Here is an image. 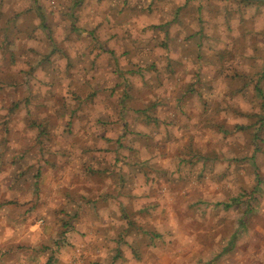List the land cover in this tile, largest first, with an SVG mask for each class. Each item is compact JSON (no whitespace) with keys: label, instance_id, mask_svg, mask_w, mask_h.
<instances>
[{"label":"rangeland","instance_id":"obj_1","mask_svg":"<svg viewBox=\"0 0 264 264\" xmlns=\"http://www.w3.org/2000/svg\"><path fill=\"white\" fill-rule=\"evenodd\" d=\"M62 3L0 0L1 70L13 76L0 93V234L17 232L0 241V264H55L75 248L68 237L73 212L59 210L49 220L41 206L50 187L76 186L67 195L76 199L84 185L117 183L141 190V202L120 210L121 221L80 233L85 247L99 240L93 264H264V47L248 48L244 37L233 49H194L192 65L175 72L170 65L167 74L159 71L164 63L138 64L137 75L118 71L111 80L104 75L110 62L128 54L99 47V34L61 32ZM194 3L201 46L227 47L233 27L226 19L242 16L240 6L257 9L243 13L259 22V32L254 26L248 34L264 42L263 2ZM63 40L72 45L60 47ZM222 51L228 55L219 60L214 55ZM90 57L107 64L93 82L76 77L94 71ZM88 124L107 139L84 143L78 135Z\"/></svg>","mask_w":264,"mask_h":264},{"label":"crops","instance_id":"obj_2","mask_svg":"<svg viewBox=\"0 0 264 264\" xmlns=\"http://www.w3.org/2000/svg\"><path fill=\"white\" fill-rule=\"evenodd\" d=\"M240 1L244 2V0ZM248 1L259 2L251 0ZM194 2H196V0H193V2L188 0H63L61 7H59V10H61V14L63 15V18H61L62 20L58 24L59 26L61 25V32H81L88 34L89 36L99 34L101 36L100 39H98L101 40V45L99 47L105 49L106 51H116L117 49H122V56L124 53L128 54V58L123 56L121 57L122 59L117 58L116 61L112 59L110 67L106 69L105 74L101 71V67L105 68L107 66V64L101 65L105 59L90 57V67L92 68V64H94V71L87 68L86 72H81L82 75L76 77H81V80L83 81L89 80L93 82V80L101 79L102 77L100 76L102 74H108L111 80H114L113 78L119 75L118 71L122 72V76H129L131 74L137 75L141 72V70H137L138 67L135 68L136 65L139 64L143 67L151 65L159 66L161 63L165 64V68H163V70L159 68V71H162L165 75L167 74V71L165 70L168 65L172 66V70H174V72V66H191L195 60V58H193L194 49L196 51L206 50V52H208L211 48L233 49V41L244 40V37H248L246 39L251 42L247 46L248 48L264 47V42L262 40L256 39L255 36L248 34V29H253L254 26V30L259 32L258 20H255L256 17L250 18L243 13L247 12L248 14L249 11L257 9L245 8L244 4H242L244 7L243 9L242 6L237 9V11L242 13V16L236 19L233 16H228L226 19L228 20L226 21V24H231L233 27L232 30L228 29V32L231 33L228 38H225L226 41L224 44L227 45L226 48L222 45L215 44V41H212L209 44L210 46H201L202 44L199 38L197 39L196 37V34L201 31H198L199 24L195 20V13L192 11L193 6H191V4H195ZM71 8L73 9V22L69 20V17L66 18L67 12L69 16ZM262 10L264 11L263 8ZM203 17L206 19V15H203ZM210 32L211 30L206 28L202 31L204 34H209ZM1 33L2 27L0 25V34ZM130 33H132V36H129ZM207 38L210 40L208 35ZM252 41L254 44L256 43V45L252 44ZM65 42L66 40L60 42V47H65L66 45V47L69 48L72 45L71 43ZM86 44H90V42ZM93 45L95 47L97 46L95 43H93ZM166 46L170 50L169 55L162 57V49ZM25 47L33 48V44L26 40ZM90 48H92V43ZM2 49L3 41L0 38V93L3 90V82L8 78L13 79L12 75L7 74L9 73L8 71L3 72L1 70L2 65H4V58L1 52ZM133 49L140 50L138 55H136V53L133 55L134 52L131 51ZM151 50L154 51L153 56H151ZM203 55L204 52H199L197 56L202 57ZM214 56L217 57V54ZM201 63L204 62L201 61ZM136 70L137 73L133 72ZM159 71L157 73H153L154 78L156 75L157 79L162 76ZM189 72L190 70L187 68L185 74H188ZM170 74L171 71H169V75ZM176 79L180 80V77H178L177 74ZM161 95H163V93ZM0 107H2L1 104ZM88 125L89 128H87L84 133H80L78 135V137L85 140L84 143L99 145V143L101 144L105 141V139H107L101 137L99 140V138L94 136V134L90 131L92 124ZM24 128H26V125ZM111 139L116 140V144L118 141H121L118 138ZM32 140L33 138L30 137L29 139H26L23 142L19 141L18 143L28 145L32 142ZM71 143L74 145L76 144L75 140ZM78 154L79 153H76V155ZM94 155V157H98L97 154ZM71 170L74 171L73 168H71ZM71 170L67 171V175L72 173ZM49 174L50 170L47 171V175ZM64 177L66 178L67 176L64 175ZM122 179L123 178L121 177V180ZM75 191H77L76 186L68 187L63 185V187H61V184L56 186L54 185L52 188L50 187V189H48V196L50 197L47 199L45 198L46 200L44 199L41 204V206L45 209L47 219L49 220L51 217L53 218V213L56 211L69 210L71 213L73 212L72 220L75 221L73 224L75 227L74 230L69 233L68 237L71 243L73 241L75 242V248H65L60 255L56 256L55 264L95 263L96 260H94V257H96L99 253V251H97L98 246L95 245V241L98 240V238H94L91 246L87 245L85 247L83 245L85 243L80 239V233L82 235L83 231L87 227H89V230L91 231H96V226L101 224L102 221L109 223H111V221L114 223L121 221L122 218L120 210H124L130 205L134 206V202H141V193H138L141 190H136V188L134 189L119 183L112 186H109L108 184H101L93 188H87L84 185L80 192V197L75 199L71 196H67ZM94 197L95 199H93ZM89 199H91L92 202H90ZM0 235V241H5L7 240V237H13L16 239L17 232L10 229L7 234L3 233Z\"/></svg>","mask_w":264,"mask_h":264},{"label":"trees","instance_id":"obj_3","mask_svg":"<svg viewBox=\"0 0 264 264\" xmlns=\"http://www.w3.org/2000/svg\"><path fill=\"white\" fill-rule=\"evenodd\" d=\"M216 54H217V57L219 58V60H220V59H223L222 57H224V55H225V56L228 55V54H225V52H223V51H222V52H217ZM256 90L259 91V90H258V86H256ZM261 106H262V109L264 110V99H263V98H262V104H261ZM146 113H147V110H143V111L141 110V115H142V116H143L144 114H146ZM121 212H124V210H121ZM137 214H138V212H137ZM137 214H136V215H137ZM121 215H122V214H121ZM123 215H124V214H123ZM123 217H125V219H126V218H129V217L127 216V214H125V216H123ZM130 223H132V222H130V220H129L128 224H130ZM126 233H128V230L126 231Z\"/></svg>","mask_w":264,"mask_h":264},{"label":"water","instance_id":"obj_4","mask_svg":"<svg viewBox=\"0 0 264 264\" xmlns=\"http://www.w3.org/2000/svg\"><path fill=\"white\" fill-rule=\"evenodd\" d=\"M244 1H248V0H244ZM251 1H259V2H263L264 3V0H251Z\"/></svg>","mask_w":264,"mask_h":264}]
</instances>
